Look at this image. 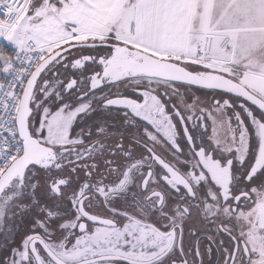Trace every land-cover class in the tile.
<instances>
[{
  "label": "snow or ice",
  "instance_id": "snow-or-ice-1",
  "mask_svg": "<svg viewBox=\"0 0 264 264\" xmlns=\"http://www.w3.org/2000/svg\"><path fill=\"white\" fill-rule=\"evenodd\" d=\"M0 264H264V0H0Z\"/></svg>",
  "mask_w": 264,
  "mask_h": 264
}]
</instances>
